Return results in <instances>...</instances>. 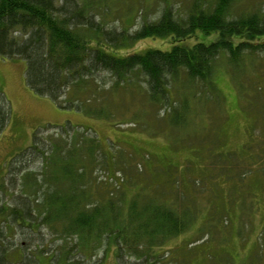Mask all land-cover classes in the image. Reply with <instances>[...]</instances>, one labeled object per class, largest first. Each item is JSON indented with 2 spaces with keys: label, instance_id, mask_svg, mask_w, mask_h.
<instances>
[{
  "label": "trees",
  "instance_id": "obj_1",
  "mask_svg": "<svg viewBox=\"0 0 264 264\" xmlns=\"http://www.w3.org/2000/svg\"><path fill=\"white\" fill-rule=\"evenodd\" d=\"M238 1L182 6L155 0L129 23L116 16L113 0H0V56L23 59L26 84L63 109L108 118L102 73L113 79L111 90L138 76L151 101L173 104L172 82H200L205 95L216 87L219 58L241 69L246 56L264 53V11L236 12ZM156 5L150 15L141 14ZM199 32L214 36L197 40ZM145 38H168L171 46L124 51ZM186 105L185 97L181 111L169 115L171 124L184 123ZM11 116L0 88V134ZM45 127L51 131L36 129L0 176V264H41L44 256L53 264H82L111 246L116 264H148L192 225L186 198L193 194L185 189L199 184L198 175L212 174L214 165V172L232 175L241 166L230 159L224 170L216 161L206 164L205 158L202 166L204 159L190 158L181 171L168 168L161 179L154 171L135 186L117 171L118 157L92 128L69 122Z\"/></svg>",
  "mask_w": 264,
  "mask_h": 264
},
{
  "label": "rangeland",
  "instance_id": "obj_2",
  "mask_svg": "<svg viewBox=\"0 0 264 264\" xmlns=\"http://www.w3.org/2000/svg\"><path fill=\"white\" fill-rule=\"evenodd\" d=\"M174 1L184 6L188 0ZM146 3L151 5L155 0H113L116 16L129 23L138 20V11ZM156 7L143 8L141 14L150 15ZM260 9L264 11V0H240L233 7L236 12ZM204 36L199 32L197 40L209 42L214 35ZM170 46L168 38H145L124 51ZM246 58L241 69L219 58L214 73L216 87L205 95L200 82L193 86L172 82L173 104L151 101L138 76L130 85H118L112 91L113 79L102 73L108 92L103 93L107 98L102 105L109 117L100 118L63 109L47 95L36 93L26 84L24 60L0 56V88L12 113L0 134V176L10 158L30 144L36 129L68 122L92 128L101 146L118 157L117 171L135 186L154 171L160 179L168 168L181 171L190 158L197 163L204 159L202 166L206 160L213 165L216 161L224 170L230 166L227 160L234 159L240 161L239 174L237 169L232 175L214 172L218 169L214 165L212 174L198 175L201 180L194 188L190 184L193 175L186 178L191 185L186 194H193L186 198L193 208L192 225L165 243L158 251L159 258L148 264H264V53ZM185 97L184 123L171 124L169 115L181 111ZM114 251L112 246L98 250L82 264H116ZM48 258L44 256L41 264H53Z\"/></svg>",
  "mask_w": 264,
  "mask_h": 264
}]
</instances>
